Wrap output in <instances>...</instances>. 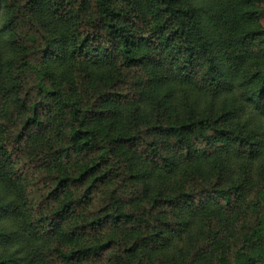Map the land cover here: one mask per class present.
I'll return each mask as SVG.
<instances>
[{"label": "trees", "instance_id": "obj_1", "mask_svg": "<svg viewBox=\"0 0 264 264\" xmlns=\"http://www.w3.org/2000/svg\"><path fill=\"white\" fill-rule=\"evenodd\" d=\"M264 0H0V264H264Z\"/></svg>", "mask_w": 264, "mask_h": 264}, {"label": "rangeland", "instance_id": "obj_2", "mask_svg": "<svg viewBox=\"0 0 264 264\" xmlns=\"http://www.w3.org/2000/svg\"><path fill=\"white\" fill-rule=\"evenodd\" d=\"M261 23H262V25H263V27H264V13H263V15H262V17H261Z\"/></svg>", "mask_w": 264, "mask_h": 264}]
</instances>
